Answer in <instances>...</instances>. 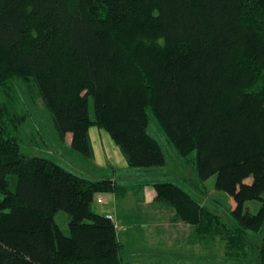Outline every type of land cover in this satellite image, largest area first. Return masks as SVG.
Segmentation results:
<instances>
[{"label": "trees", "instance_id": "16d2710c", "mask_svg": "<svg viewBox=\"0 0 264 264\" xmlns=\"http://www.w3.org/2000/svg\"><path fill=\"white\" fill-rule=\"evenodd\" d=\"M19 85L38 91L59 142L71 133L88 159L97 126L130 167L167 165L154 117L181 157L194 154L195 184L216 176L233 221L174 182H155L156 200L202 242L220 234L228 257H248L242 232L264 233V0H0V264H124L113 213L93 202L127 189L23 154L12 134L25 118ZM251 200L263 202L257 213L245 211Z\"/></svg>", "mask_w": 264, "mask_h": 264}, {"label": "rangeland", "instance_id": "374dc122", "mask_svg": "<svg viewBox=\"0 0 264 264\" xmlns=\"http://www.w3.org/2000/svg\"><path fill=\"white\" fill-rule=\"evenodd\" d=\"M18 84L21 83L19 82ZM35 90L29 92L26 86L23 85H19L18 88L22 99L19 101L18 107L15 111L20 116H25V118L23 119L22 124L16 120L18 126L15 129H12L13 126H11L10 129H12V134H17L18 136L22 135L24 137V140L21 143V152L25 155H39L50 158L67 170L82 176L90 177L89 175H92L93 173H99L100 168L98 166L95 167V165H90L94 161L93 158L88 159L81 153L72 149V147L66 142H59L58 132L55 129L52 114L43 104L41 97L38 95V91ZM90 109L91 116L94 117V104L92 98L90 99ZM149 132L162 145L167 155L168 163L164 166L143 167L135 173V177L153 182H174L179 186H182L184 189L189 190L196 199L202 201L204 204L206 203L211 207H216V203L218 205L217 209L212 207L213 210L218 214L220 213L222 215L221 219L231 225L233 218L230 219V213L231 209H234L232 207L234 202L226 192L220 191L216 188V176L209 178L205 183H200V185L198 182L195 184L192 181V176L194 175V172L196 174V171L191 161L194 154L189 157V160L181 157L176 149L168 143L165 133L154 117L150 121ZM106 169L108 171V168H104L105 171ZM11 182L12 189L14 190L16 185L15 176L11 177ZM2 197L3 195L0 192V199ZM95 202L94 199L93 209L95 208ZM262 205L263 202L259 200L248 201L245 204V211L257 213ZM154 207L158 208L156 204ZM160 208L164 207L161 206ZM163 215H165L164 212ZM171 215L172 213L168 214V217ZM68 216L69 215L66 212L61 211L58 213L56 220L63 229L67 231L66 233L69 234ZM161 218H163L164 221L167 220V224H172L167 216H161ZM154 219L157 218L152 217V220ZM158 222L157 219L155 224ZM176 223L183 224L181 220H178ZM242 234L244 239H239V242L241 241L247 245L248 250L246 251L249 253L248 257L242 255V250L239 248L233 251V257H228V254L226 253V237L220 234H210V240L206 239V241L202 242L200 252L201 259L197 260L196 264H231L242 262H246L247 264H258V245L262 242L264 233H256L251 229H247L242 232ZM210 237H212V239ZM168 262V259H153L152 264H171V262ZM178 264L183 263L179 262Z\"/></svg>", "mask_w": 264, "mask_h": 264}, {"label": "crops", "instance_id": "0c3cea01", "mask_svg": "<svg viewBox=\"0 0 264 264\" xmlns=\"http://www.w3.org/2000/svg\"><path fill=\"white\" fill-rule=\"evenodd\" d=\"M89 132L95 161L90 165L100 168L99 173L89 176L110 178L127 189L125 195L118 192L96 194L94 208L100 214L113 213L124 264H152L153 259H168L171 264H196L201 259L202 247L196 227L184 222L176 223L175 212L166 203L156 200L155 181L135 177L141 168L130 167L120 147L107 131L92 126ZM72 137L71 133H67L64 142L71 146ZM104 168H108V171ZM155 204L158 208L154 207ZM161 216H167L172 224H167V220L164 221ZM152 217L159 222L155 224L157 219L152 220Z\"/></svg>", "mask_w": 264, "mask_h": 264}, {"label": "built area", "instance_id": "2783aa9c", "mask_svg": "<svg viewBox=\"0 0 264 264\" xmlns=\"http://www.w3.org/2000/svg\"><path fill=\"white\" fill-rule=\"evenodd\" d=\"M107 217L110 218V219H112V220H114V216L111 215V214H107Z\"/></svg>", "mask_w": 264, "mask_h": 264}]
</instances>
